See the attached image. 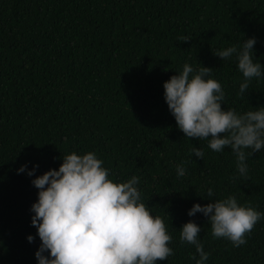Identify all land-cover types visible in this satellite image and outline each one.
<instances>
[{
    "label": "trees",
    "instance_id": "16d2710c",
    "mask_svg": "<svg viewBox=\"0 0 264 264\" xmlns=\"http://www.w3.org/2000/svg\"><path fill=\"white\" fill-rule=\"evenodd\" d=\"M252 36L253 58L264 64V0H0V264H37L31 180L71 151H95L115 181L140 177L142 199L173 236L174 255L158 264H195V247L179 240L189 220L201 225L207 264H264V219L233 247L213 238L202 213L187 214L229 194L264 211V149L238 175L231 148L186 137L163 95V82L188 62L212 68L222 107L264 105V79L238 95L235 56L214 55ZM25 163L38 165L33 176L17 173Z\"/></svg>",
    "mask_w": 264,
    "mask_h": 264
},
{
    "label": "clouds",
    "instance_id": "9594fccd",
    "mask_svg": "<svg viewBox=\"0 0 264 264\" xmlns=\"http://www.w3.org/2000/svg\"><path fill=\"white\" fill-rule=\"evenodd\" d=\"M256 43L255 36L248 37L214 54L222 60L235 56L244 78L238 95L245 93L253 77L264 79V64L253 58ZM211 71L185 62L182 70L163 82L164 100L186 137L207 139L208 147L216 152L230 147L238 175H247L248 156L264 149V105L242 112L222 107L225 90ZM191 152L199 159L204 157L201 147L193 146ZM61 159L58 168L31 180L38 189L30 207L34 213L31 224L41 241L35 252L37 264H158L174 255L173 236L165 219L154 215L142 199L139 176L113 180L95 151H71ZM185 163L176 165L178 176L186 174ZM37 167L34 164L29 169L25 163L16 171L33 176ZM207 195L214 196L212 187L207 188ZM198 212L210 221L213 238H225L233 247L246 244L247 235L264 219V211L241 203L235 194L206 204L193 203L187 214L191 217ZM200 232L201 225L189 220L180 227L179 240L195 247V264H207L209 252ZM34 239L27 236L29 242Z\"/></svg>",
    "mask_w": 264,
    "mask_h": 264
}]
</instances>
